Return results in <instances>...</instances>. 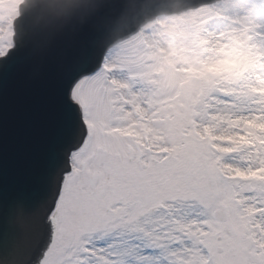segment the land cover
<instances>
[{
    "label": "snow or ice",
    "instance_id": "1",
    "mask_svg": "<svg viewBox=\"0 0 264 264\" xmlns=\"http://www.w3.org/2000/svg\"><path fill=\"white\" fill-rule=\"evenodd\" d=\"M0 264H264V0H0Z\"/></svg>",
    "mask_w": 264,
    "mask_h": 264
},
{
    "label": "water",
    "instance_id": "2",
    "mask_svg": "<svg viewBox=\"0 0 264 264\" xmlns=\"http://www.w3.org/2000/svg\"><path fill=\"white\" fill-rule=\"evenodd\" d=\"M34 88L38 93L43 94L46 86L43 84H36L34 85ZM19 181L22 187H29L33 182V176L31 173L25 172L21 174V176L19 177Z\"/></svg>",
    "mask_w": 264,
    "mask_h": 264
}]
</instances>
